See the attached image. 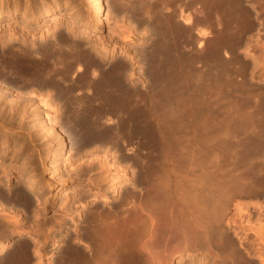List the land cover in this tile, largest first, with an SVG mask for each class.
<instances>
[{
	"label": "bare ground",
	"instance_id": "6f19581e",
	"mask_svg": "<svg viewBox=\"0 0 264 264\" xmlns=\"http://www.w3.org/2000/svg\"><path fill=\"white\" fill-rule=\"evenodd\" d=\"M119 1H112V3H116V5L121 8L119 5H123V2L118 4L117 2ZM166 1L162 2L166 3ZM170 1L172 2L174 0ZM187 1L191 2L190 0H185V2ZM193 1L196 3V8L191 5L194 9L187 11V13H183V11H185L183 10L184 7L181 3L179 4L177 0L175 3H172L179 5L176 6L178 8L171 9H178V13L171 10V13H166L169 11H165L164 13L163 10L160 12L161 16L156 17L154 15L156 18L151 17V14H156L158 10L156 12V9L154 8V10L152 8V10L151 7L153 5L155 6L156 3L159 4L158 0L138 1V6H134L128 2V4L130 3L132 5V10L138 7L139 13L141 12L142 14L141 18L143 21L141 22L146 24V28L147 24L150 23V29L153 28L151 29L152 31L155 29V37L151 40L153 42L151 45L148 43V46L150 47L148 48L147 46H143L144 50L142 49V51L144 54L142 56L143 60H141V62L143 61V66L142 69L139 68L142 71L138 73L140 79H136V81L138 80L137 82H133L135 80L129 82V77L127 78V75H135L133 74V62H137L135 59L136 55L135 57H132V55L131 57H128V55H126L124 60H121L122 58L120 59L121 61L117 59V62L115 61L110 64L108 69L103 70L105 67H102V62L104 60L102 61L103 56L101 57V54L91 57V53L90 56L88 55L89 51L87 52L88 54L85 51L77 53V51L83 50H80L81 48L78 47L80 48L79 50L73 51L77 54L75 53L74 56L73 53V57H71L73 48L72 45L75 41L72 38L69 39V36L66 34L65 37L62 36L60 39L54 37L55 34H51L50 37H52L50 39L44 37L45 35H43L44 39L40 42V45H38L37 48H35V46L29 47L25 45L22 49L18 47L20 44L17 45V40L15 42L16 44H13L14 34L13 36L8 35L6 38H2V36H0V84L8 89L16 87V89L19 88V90L20 88L26 90L29 87H39L41 91V88H46L48 93L53 95L57 102L53 103V105H48V103L46 104L44 102L43 105H46L48 108H52V110L54 109L55 111L57 109L56 105L60 106L61 103L59 102L60 99H62L61 102L63 101V105L68 107L64 108L69 109V114L66 116L67 114H64V109V112L60 111V113L63 112L62 114L66 116L64 119H67L65 121H67L69 127L72 122L73 125L77 127V129L74 127L76 133L77 130H79V134L77 133L78 136L72 139V142L74 140L73 143L76 148L86 145L88 147L91 144H94V147L95 144H97L96 147L99 148H103V145L106 147L108 144L111 145V148L112 145L113 147L116 146L119 148L120 145L126 143L127 141L130 142L135 138H139L141 142L140 144L142 145V149L139 147V150L136 152H133L131 147L128 149L126 148L125 150L128 154V156L126 154V158H128L129 163L130 161L132 162V164H128L130 167L132 166V169L130 168L132 171L130 176L127 174L126 168L120 167V165H117V167L114 166L116 170L114 172L115 175L111 174L112 176H109L108 169L110 166H108V163L106 162L107 160L105 161L102 158L103 161L100 162V159H97L100 164H97L96 161L94 166H96V169L97 167H100L99 169L103 172V174H97L99 175L97 179L105 183L106 186L101 190H99L100 186L96 187L97 190H95V192H101V203L105 206L99 209L91 208L87 211L83 209L85 211L84 214L81 213L82 211L80 213L75 211L78 213L79 219L81 220L80 223L83 226L82 232L84 234L83 236L86 237V240L85 238L82 239L85 241H82L79 236H75V233L78 231H74V235L71 237L69 234L63 233L59 229L57 233L56 231L54 232L56 234H54L53 237L50 236L51 242L49 244L55 246V252L52 255L53 257H50L53 264L54 261L56 264H167V261L170 260L168 257L172 254L175 255V252H173L175 248H178V250H181L180 252H182L189 247L191 249L196 248L188 253L189 259H195L197 256L196 252H200V258L198 259L199 263L197 264H264V221H260V212H258L255 215L256 217L253 219L252 210L250 211L248 209L250 206L247 207L245 203L236 202L234 212L229 211L231 214L226 216L228 210H230L228 208L231 207V205L229 207L231 199L235 197V195H240L242 193L254 194L260 190H264V134H261L263 133L262 130V132L259 131V133L253 131L254 128L256 131L257 129L259 130L258 126H261V128L263 127L262 121L264 120V101H259L257 98L260 99L262 97H257L254 101L255 103L252 104L253 101L251 102L252 98L250 99V97H252L251 95L254 92L252 91L253 86L251 88V85H249V81L252 80L254 76V65L259 66V64L256 63L258 58L260 59V64L262 66L260 67V70L264 67V42L263 40L262 42L260 41L261 43L257 41L259 40V35L261 34V31L259 32V28L262 24H264V22H262L264 21L262 19L263 17L261 18L260 16L264 14V0ZM0 2L3 1L1 0ZM171 2L169 3L171 4ZM176 2L178 4H176ZM201 2L203 3L202 6L206 9L205 13H203V8V10L199 8L201 11L196 10L201 6ZM103 3L104 2L102 0L90 1L89 6H91L90 8L92 11L91 26L84 25L80 23L78 19L68 16L71 26L76 27L82 36L100 31L105 25V20L108 21L109 19L107 14H104L105 17H101V7L103 6ZM162 4H160L161 7L163 6ZM125 6L127 7L125 8L127 10L129 8L127 3ZM113 8H117V6L115 7L114 4ZM150 9L152 12L155 11V13L150 14ZM160 9L162 10V8H159V11ZM166 9L168 10V8ZM121 10L124 11L122 8ZM48 12L50 13L51 11H46L47 14ZM13 13L9 10L6 12L0 11V20L6 17H14ZM134 13L135 11H133L132 14ZM193 13H197L198 18L196 16V18L193 17ZM135 15L137 14L135 13ZM24 19L27 20L28 18L24 17ZM57 19L54 21L55 26H57ZM136 19L139 18H135V20ZM25 20H22V22ZM22 25H24V23H22ZM26 26H28L27 23ZM67 26L65 27L66 29ZM213 26L216 29V31L214 29L215 32L210 30V27ZM130 28L127 32L122 30V32L125 33H123L124 39L130 38ZM62 30L63 27L61 31ZM144 32L147 31H143L142 33ZM35 33L36 32H33V34ZM44 34L48 33L44 32ZM193 34L199 37L210 38L211 41L209 42L211 43H208L209 46L206 48V45L204 46L202 41L198 42L196 37L193 39ZM25 36L26 35H24V38ZM81 39H83V37ZM194 40L197 41L196 44L198 45L196 47L198 48V51L193 52L191 49L192 52H190L191 45L187 48L186 45L188 43L190 44L191 41L194 42ZM79 41L82 40L79 39ZM63 43L66 45H63ZM25 44L28 45V43ZM76 44H74V46ZM94 44L92 47H94ZM77 45L79 46V44ZM100 45L101 43L99 46ZM16 46L18 51L20 50L22 58H20V54L16 55L19 52L16 53L13 51L16 49L14 48ZM252 46L259 49L257 50L256 48L259 54L253 51L254 53H257V58L252 56L249 58L253 59H249L247 58V54L249 53L251 55L252 51L249 52V50H252ZM104 47L106 48V46ZM34 49H37L40 52L39 55L41 59L39 61H36L33 58L34 56L30 57L36 62H33L32 59L31 62H29L28 59H23L27 58L28 55H32V53H34ZM186 51H188L187 54L185 53ZM95 52L97 53L96 50ZM137 52L141 53V50H138ZM239 53H244L243 55L247 57L244 56L240 59ZM37 57L39 59V56ZM59 59L64 60H62L63 62L61 61L62 63H59L60 66L57 64L60 61ZM55 61H58L56 63L58 68L54 70V68L51 69L50 67L55 65ZM201 63H203L202 66L207 65V69H203L204 71L207 70V72L198 70L202 67L201 66L199 68ZM237 63L240 65L239 67L236 66ZM188 66L193 67V69L191 68L192 72L188 71L190 70ZM61 67L64 68L62 69L63 72L66 71V74L67 72L75 69L78 74L75 72L77 75H74V73L70 72L72 76L69 73L68 76L70 75V77L74 78L77 76V78L85 84L83 85V83H81L82 86H86L85 89L87 91L85 90V92L92 93V96L80 99L83 96L81 94L82 96L80 95V98H74L73 95L79 94L81 91L79 90L76 94H74V91L72 92V88L73 90H76L74 89L75 86H70V88L72 87L71 89L68 87L69 85L67 86V83L72 80L70 81L66 79V81H68L65 83L60 72H58ZM100 69L103 72L100 71ZM239 69H241L239 71L241 72V82L239 81L240 79L238 80L240 83L235 82V79H233L235 78L233 75L235 76L237 70ZM56 70L60 74L57 76L61 77H57L55 75L57 73H54ZM203 73H205V75L206 73L210 74V76L214 75L213 77H215V79L211 77L212 79L210 78V80H215V82H211L208 79L209 83L203 84L207 80L205 79L204 81ZM260 73L262 75L263 72L260 71ZM65 76L68 77L67 75ZM59 78L63 80L64 84L60 85L59 81L61 82V79ZM80 85L77 86L79 87ZM215 86H217V89H215ZM0 89L2 90L0 91V107L4 108L6 106L5 95L7 89ZM182 91L184 92V96L185 93H187L185 99L182 98L183 102L185 101L189 104H185L186 106L182 107L184 104L181 102V97H179L178 99L180 101H178V103L181 102V105L179 104L180 107L177 109V104L173 102L175 101L174 94ZM215 91H217V93ZM256 94L257 93L254 95ZM77 96L78 95H76V97ZM26 98L24 97V104L22 107L20 106V101H23V99L20 98V96L17 99L15 98V100L13 97V100L10 101V104L7 103L8 105L6 107H9L12 104L11 106L14 107L12 110H16L18 107H20L21 110H25V106L27 107V104L30 102V98L32 97L30 96L27 99ZM40 100L42 103V99ZM256 100H258L259 103L256 104ZM173 103L176 106H172ZM9 109H11V107ZM56 112L58 114V110ZM50 115L47 114L44 116V118H46V128H44L41 123H37V127L40 130V134L42 133L46 138L47 136H50L51 140L53 139L56 144V148H54L56 150L53 156L58 158L59 161L57 159L54 165L60 167V165L64 163V166H68V156L65 154V150H63V145L66 142V139L64 138L66 132L62 130V125L60 126L59 124V116L56 117L57 115L55 116V114L54 116ZM64 115H62V117ZM151 116H154V120ZM163 116L166 119V121L163 122L164 124L159 119L160 117L162 119ZM212 116L217 117V121L219 122H216V124H219L211 125L208 123L207 119ZM62 117L60 116V118ZM155 119L160 120V122H157L158 124L154 123ZM176 121L180 123L178 126L175 124ZM197 131H202L203 136L201 135L202 133L198 134ZM67 132L70 131L68 130ZM240 134L246 135L245 137L248 136L246 139L247 141L238 142L239 140L237 137V140L232 138ZM3 135L5 138L3 142H1L4 145H7V137L9 134L3 133ZM74 135L76 134L74 133ZM216 136L228 137V139L222 141L221 144V147H224L227 150H225L226 153L228 154H223L221 152L222 149L221 151L215 149V147L219 146H214V148H212L213 145L211 144H207L211 147H203L204 150H202L203 148L200 147L203 145L202 141ZM229 138H232V140ZM243 140L244 139H242V141ZM2 146L3 145H1V149ZM80 150H82V148ZM90 150H92V148ZM45 151L44 154H47V146L45 147ZM3 152H5V150H3ZM119 161L117 159V164ZM50 162L52 161L50 160ZM23 165H25V161L23 162ZM90 165L92 164L90 163ZM90 165L88 164L87 166L89 167ZM3 166L0 167L1 174L4 173L5 175H8V166L6 168ZM58 167L54 168V170H57ZM93 167L90 166V169ZM59 169H61V167ZM49 176H51V174ZM7 180L9 179L7 178ZM58 180L59 179L56 181ZM88 181H90V179ZM17 182V186L13 183L15 185V188H13L14 190L9 189L10 187L7 186L8 184H6V187H0V200H5L0 202L4 203L7 201L10 204L15 203V206L16 204H20V207L23 206L22 211H24L23 208L26 207L28 210V212L25 211L26 214L35 218L39 215V213L35 209L34 203H36V199H38L39 196L38 194L41 192L37 189V191L35 190V183L30 175L23 179L19 178ZM90 182L92 183L93 181L91 180ZM45 183L49 185L51 182L46 181ZM97 183L98 182L95 180V186ZM137 183L140 185L138 186ZM136 188L139 192H141L140 194L143 195L142 199L139 201L137 198V201L135 198L134 201L133 196L135 197V195H130V190ZM121 190H123L121 197L119 199L116 197L117 200L112 204L109 201L110 195L117 194V192ZM136 192L135 194L138 193ZM50 199L51 197L38 201L42 210L45 205L43 202L48 203ZM62 201L65 200H59V202ZM1 204L0 264H33L34 262H29V258L35 254L40 255L42 250H44V243L46 244L45 237L47 238L48 235L46 236L43 230L44 234L41 237L44 238L40 240V236L37 237L42 244H34L33 241H35L34 239L36 237H33L32 235L21 236L14 239L12 242L9 241L10 243H7L6 236L8 235H6V233L12 230L19 231L22 221L25 220L21 221L19 218V214H21L19 206H17L20 210L19 212H15L16 208L13 210L10 208L9 210H11V214L7 208L8 212L7 210H3L2 207L4 206ZM9 207L10 206H8V208ZM41 212L40 214H42ZM63 214H66V212L64 213V210ZM62 215H60L61 219ZM53 216L54 215L52 214V217ZM43 217L44 216L42 215V218ZM52 217L51 222L56 219H52ZM58 218L59 217H57V219ZM44 219L47 218L44 217ZM9 221H12V224H8ZM30 221L31 220H29V222ZM29 222L27 223L29 224ZM7 224L11 227H8ZM28 226H30V224ZM28 226L26 225V227ZM23 227H20V229ZM35 227H33L35 229V234L41 233L39 230H41L42 227ZM34 229H32L31 234H34L32 233ZM241 231L246 233L249 231V233L251 232L254 234L253 236L256 237H253L255 239L252 240H257V244L255 241L253 242L251 240L241 242L238 239L239 232ZM69 232L71 233V231ZM243 237L245 236H242V238ZM243 242L246 243L243 244ZM252 242L255 244L252 245ZM258 242H260L261 245H259ZM80 245H83V247H80ZM175 251L177 252V249ZM37 260H39V258ZM178 260L181 261V259ZM168 263L170 262L168 261Z\"/></svg>",
	"mask_w": 264,
	"mask_h": 264
},
{
	"label": "rangeland",
	"instance_id": "374dc122",
	"mask_svg": "<svg viewBox=\"0 0 264 264\" xmlns=\"http://www.w3.org/2000/svg\"><path fill=\"white\" fill-rule=\"evenodd\" d=\"M1 1V0H0ZM3 2H0V11H7V10H9V11H11V13H13L14 14V17H11V18H4V19H2V20H0V32H1V30H2V32L0 33V36H2V38H6V37H8V35H12L13 36V34H14V43H13V41H12V43L13 44H16L17 43V45H19L20 44V46H18V47H20L21 49L23 48V46H35V48H37L38 47V45H40V42H42L43 41V39H44V37H47L48 39H50L51 37H50V35L51 34H55L54 35V37H56V38H58V39H60L62 36L63 37H65V34L67 35V36H69V39H73L74 41H75V43L74 44H79V46L77 45V47L75 48V46H74V44L72 45V53H71V57H73L72 55H73V53H74V56H75V53L76 52H73V51H77V50H79L80 48V50H82V51H77V53L78 52H83V51H85L89 56H90V53L92 54L91 55V57H95V55H100L101 57L103 56V59H102V67L104 68H102L103 70H106V69H108L109 67H110V64H112V63H114L115 61L117 62L118 60H120L121 58V60H124V58H125V56L126 55H128V57H131V55H132V57H135V55H136V57H135V59L137 60V62H133V64H134V69H133V74H135V75H131V76H129V75H127V78L130 80L129 82H132L133 80H135V81H133V82H137L139 79H140V76H139V72L140 71H142V70H140V69H142V66H143V61L141 62V60H143V58H142V56H143V51H142V49L144 50V48H143V46H147L148 48L150 47V46H148V43H149V45H151L152 44V42L153 41H151V40H153L154 38L153 37H155V29L152 31L151 29H153V28H151L150 29V27H151V25H150V23H148L147 24V28H146V24L143 22H141V21H143L142 20V14H141V12L139 13V10H138V7L136 8V9H134V10H132L131 9V4H133L134 6L135 5H139V2H141L142 0H102L104 3H103V6L101 7L102 8V12H101V17H105V15L104 14H107L108 15V21L107 20H105L106 22H105V25H104V27L100 30V31H98V32H93V33H91V34H87V35H84V36H82V34L79 32V30L76 28V27H72L71 26V24H70V21L68 20L69 19V17H73V18H76V19H78L79 20V22L80 23H82V24H84V25H92V18H91V13H92V11H91V6H89V3H90V1L91 0H2ZM21 1V2H20ZM112 1H119V2H117L118 4H120V2H123V5L122 4H120L119 6L122 8V9H124V11H122L121 10V8H119L118 7V5H116V3H114L115 4V7L117 6V8H113L114 7V4L112 3ZM125 1H126V3H127V6L129 7L127 10L125 9V8H127L126 6H125ZM139 1V2H138ZM146 1H149V0H146ZM153 1V0H152ZM162 1H166V0H158V2H159V4H157L156 3V5L153 7H151V9L153 8H155L156 9V12H157V10H158V12L156 13V14H151V13H155V11L154 12H152L151 11V9H150V14H151V17H154V15L157 17V16H161V11H163L164 13H165V11H169V12H166V13H171L170 12V10L171 11H176L177 13H178V9L177 10H175V9H171V8H178V7H176V6H179V5H175L174 3H175V1H177V0H174V1H172V2H174V3H172L170 0H167V1H169V2H171V4L169 3V2H167L166 1V3H164V2H162ZM191 2H189V1H187V2H185V0H178V3L180 4H182L183 5V10H185V11H183V13L185 12V13H187V11H189V10H192V9H194L193 7H195L196 8V3L193 1V0H190ZM109 2H111V3H109ZM128 2H130L129 4H128ZM136 2V3H135ZM163 4H162V3ZM194 4H193V3ZM41 3V4H40ZM44 3V4H43ZM67 3V4H66ZM135 3V4H134ZM138 3V4H137ZM177 2H176V4H178ZM185 3H186V5H187V7H186V5H185ZM189 3H191V4H189ZM15 4V5H14ZM160 4H162L163 6L161 7V5ZM166 4H168V5H166ZM189 4V5H188ZM191 5L193 6V7H191ZM200 7H198L196 10L197 11H201V10H203L204 9V12L203 13H205V11H206V9H205V7L204 6H202L203 5V3L201 2L200 3ZM28 6V7H27ZM31 6V7H30ZM159 6V7H158ZM181 6V5H180ZM188 6H190V7H188ZM36 8V9H35ZM72 8V9H71ZM159 8H162V10L160 9V11H159ZM166 8H168V10L166 9ZM201 10H200V9ZM203 8V9H202ZM49 9H51V10H49ZM120 9V10H119ZM152 9V10H153ZM154 9V10H155ZM15 10V11H14ZM24 10H25V12H24ZM29 10V11H28ZM54 10V11H53ZM36 11V12H35ZM46 11H51L50 13L48 12V14L46 13ZM127 11V12H126ZM128 11H129V13H130V16H129V13H128ZM133 11H135V13L137 14V15H139V16H137V15H135V13L134 14H132L133 13ZM137 11V12H136ZM24 12V13H23ZM126 12V13H125ZM163 12H162V14H163ZM175 12V13H176ZM77 13V14H76ZM139 13V14H138ZM160 13V14H159ZM173 13V12H172ZM24 14V15H23ZM43 14V15H42ZM61 14V15H60ZM196 14V15H195ZM16 15V16H15ZM29 15V16H28ZM31 15V16H30ZM136 16V17H133V16ZM166 15V14H165ZM192 15H194L193 17H197L198 18V15H197V13H193ZM34 16V17H33ZM65 16V17H64ZM69 16V17H68ZM261 16V18L264 20V14H262V15H260ZM24 17H27L28 19L27 20H25L24 19ZM58 19H57V18ZM133 17V18H132ZM156 17H154V18H156ZM195 17V18H196ZM31 18V19H30ZM135 18H139V19H136L135 20ZM57 19V22H56V24H57V26H55V23H54V21ZM104 19V18H103ZM141 19V20H140ZM153 19V18H152ZM22 20H25V21H23L22 22ZM193 20H194V18H193ZM30 22V23H29ZM68 22V23H67ZM180 22V21H179ZM262 22H264V21H262ZM22 23H24V25H22ZM26 23H27V25L28 26H30V27H28V26H26ZM142 23V24H141ZM181 23V22H180ZM2 24V25H1ZM36 24V25H35ZM70 24V25H69ZM144 24H145V26H144ZM9 25V26H8ZM22 25V26H21ZM68 25V26H67ZM131 26V28H130V26ZM140 25H142V26H140ZM149 25H150V27H149ZM67 26V29L65 28ZM71 26V27H70ZM10 27V28H9ZM23 27V28H22ZM28 29H27V28ZM55 27V28H54ZM57 27H58V29L61 31V29H62V27H63V30L61 31V32H63V33H61L58 29H57ZM143 27V28H142ZM214 27V26H213ZM213 27H210V30H212L213 32H215L216 31V29H215V27L213 28ZM69 28V29H68ZM127 28V29H126ZM130 28V30H131V36H130V38H128V39H124V37H123V33L124 32H127L128 31V29ZM22 29V30H21ZM40 29V30H39ZM56 29V30H55ZM65 29V30H64ZM77 29V30H76ZM143 29V30H142ZM214 29H215V31H214ZM9 30V31H8ZM23 31V32H21V31ZM33 30V31H32ZM50 30V31H49ZM51 30H53V31H51ZM55 30V31H54ZM67 30V31H66ZM72 30V31H71ZM122 30L124 31V32H122ZM259 30H264V24H262V27H260L259 28ZM4 31V32H3ZM8 31V32H7ZM11 31V32H10ZM15 31V32H14ZM21 32V34H20V32ZM133 31V32H132ZM143 31H147V32H144V33H142ZM25 32V33H24ZM33 32H36L35 34H33ZM41 32H42V34H41ZM44 32L45 33H48V34H44ZM54 32V33H53ZM56 32H57V34H56ZM58 32H60V33H58ZM66 32V33H65ZM67 32H69V33H67ZM72 32H73V35H72ZM149 32V33H148ZM154 32V33H153ZM7 35H6V34ZM37 33H39V34H37ZM74 33H75V35H74ZM37 34V35H36ZM58 34H60V35H58ZM78 34H80V35H78ZM125 34V33H124ZM17 35V36H16ZM24 35H26L25 36V38H24ZM32 35V36H31ZM34 35V36H33ZM36 35V36H35ZM43 35H45L44 37H43ZM71 35V36H70ZM76 35H77V38H76ZM194 35V34H193ZM16 36V37H15ZM19 36H20V38H22V39H20L19 38ZM43 38H42V37ZM83 37V39H81L82 37ZM260 38H259V40H257V41H259V43H261L262 42V40H263V42H264V32L263 33H261L260 35ZM38 37V38H37ZM41 37V38H40ZM79 37H81V38H79ZM85 37V38H84ZM89 37V38H88ZM194 38L193 39H195V37H196V40L199 42V41H202L204 44V46L207 48V46H209V44L208 43H211V42H209V41H211V39L210 38H204V37H199V36H197V35H194L193 36ZM31 41H30V40ZM33 39V40H32ZM79 39L80 40H82V41H79ZM88 39V40H87ZM200 39H202V40H200ZM16 40H17V42H16ZM22 42H21V41ZM41 40V41H40ZM87 40V41H86ZM196 40H194V42L196 41ZM79 41V42H78ZM147 41V42H146ZM197 41L194 43V42H190V44L188 43L187 45H186V48L187 47H189L190 45V52H196V51H198V48L196 47L198 44H196L197 43ZM261 41V42H260ZM16 42V43H15ZM22 43V45H21V43ZM24 42V43H23ZM32 42V43H31ZM38 44H37V43ZM86 42V43H85ZM87 42H92V43H87ZM98 42V43H97ZM25 43H28V45L27 44H25ZM30 43H31V45H30ZM33 43H34V45H33ZM69 43H70V41H69ZM81 43V44H80ZM95 43V44H94ZM101 43V45L99 46V44ZM105 43V44H104ZM142 43H143V45H142ZM145 43H146V45H145ZM13 44H11V45H13ZM84 44V45H83ZM86 44V45H85ZM90 44V45H89ZM92 44V45H91ZM93 44H94V47H92L93 46ZM98 44V45H97ZM196 44V45H195ZM63 45H66L65 43H63ZM81 45H82V47H81ZM95 45H96V47H95ZM142 45V46H141ZM15 46V45H14ZM83 46H84V48H83ZM86 46V47H85ZM104 46H106V48L104 47ZM138 46H139V48H138ZM13 47V46H12ZM78 47H80V48H78ZM91 47H92V49H91ZM99 47V48H98ZM102 47V48H101ZM14 48H16V49H14L13 51L14 52H19V53H17L16 55H19L20 54V50L18 51V48H17V46L16 47H14ZM19 48V49H20ZM90 48V49H89ZM100 48H101V53H100ZM138 48V49H137ZM252 48V50L250 49L249 50V52H251V55L248 53L247 54V56H245V55H243L244 53H239V58L241 59V57H247V58H249V57H252V56H255L256 58H257V53H258V51L257 50H259L257 47V50H256V48L255 47H251ZM255 50H254V49ZM97 51V53L95 52V50ZM107 49V50H106ZM128 49V50H127ZM191 49H192V51H191ZM16 50V51H15ZM104 50V51H103ZM135 50V51H134ZM140 51L141 50V53H142V55H141V53L140 52H137V51ZM38 50L37 49H34V53H32V55H28L29 56V58H28V56H27V58H23V59H28V61L29 62H31V59L33 60V58L36 60V61H39L41 58H40V52L38 53L37 52ZM127 51V52H126ZM253 51H255V52H257V53H254ZM105 52V53H104ZM120 52V53H119ZM136 54H135V53ZM189 52V53H190ZM260 52V51H259ZM76 53V54H77ZM94 53V54H93ZM96 53V54H95ZM108 53V54H107ZM128 53V54H127ZM186 54L188 53V51H186L185 52ZM253 53V54H252ZM103 54V55H102ZM130 54V55H129ZM139 54H140V56H139ZM259 54V53H258ZM21 55V54H20ZM39 56V59H38V57L37 56ZM94 55V56H93ZM105 55V56H104ZM250 55V56H249ZM33 57V58H31V57ZM36 56V57H35ZM138 57V58H137ZM20 58H22V55H21V57ZM38 60H37V59ZM106 60H105V59ZM71 59V58H70ZM111 59V60H110ZM118 59V60H117ZM249 59H253V58H249ZM60 60V59H59ZM63 60V59H62ZM62 60H60L59 62L58 61H55L54 63H55V65H53L52 67H50L51 69H53L54 68V70L55 69H57L58 68V66H60L59 65V63H62L63 61ZM113 60V61H112ZM120 60V61H121ZM259 60V61H258ZM36 61H34L33 60V62H36ZM62 61V62H61ZM72 61V60H71ZM110 61V62H109ZM58 62V63H57ZM85 62V61H84ZM249 63H251L250 61H248ZM56 63L58 64V66L56 65ZM109 63V64H108ZM140 63H142V64H140ZM256 63H258L259 64V66L257 65H254L255 66V69L253 70L254 71V73H253V78H252V80H250L249 81V85H251L250 87L252 88V86H253V88H252V91L254 92H252L253 94L251 95L252 97H250V99H251V102H252V104H254L255 102V99L257 98V97H262V98H257L259 101H261V100H263L264 101V71H263V69H264V67L260 70V67H262L261 66V64H260V59L258 58L257 59V62ZM74 64V63H73ZM106 64H108V65H106ZM204 64H207V63H204ZM238 64V63H237ZM236 64V66H240L239 64L237 65ZM252 64V63H251ZM104 65H106V66H104ZM203 65V63H201L200 64V66H199V68L201 67ZM55 66V67H54ZM57 66V67H56ZM207 65H205V66H202L200 69H198V67H197V69L198 70H201L202 72H207V70H203V69H207V67H206ZM263 66H264V64H263ZM203 67H206V68H203ZM259 67V68H258ZM63 67H61L60 69H62ZM73 68H74V65H73ZM140 68V69H139ZM188 68L190 69V70H188ZM188 68H187V70L189 71V72H192V69H193V67L192 66H188ZM192 68V69H191ZM58 70V72H60V74H61V76H62V79H64V81H65V83H67V81L68 80H72L71 82H72V84H71V82H68L67 83V86L70 88V86H72V87H74V89H76V90H73V88H72V92L74 91V94H76V92L78 93V91L80 90L81 91V93L79 92V94H76V95H78L77 97H76V95H73V97L74 98H80L82 95V97L80 98V99H83V97H84V99L86 98V97H91L92 95V93H87V92H85V88H86V86H82V84L81 83H83V82H81V80L79 79V78H77V76H75V78H77V79H75L74 77H70V75L72 76V74L71 73H74V75H77L78 73L75 71V69H73V71L71 70V71H69V72H67V74H66V71L65 72H63V69L62 70ZM138 72H137V71ZM241 69H239V70H237V72H236V74H235V76L233 75V77H235V78H233V79H235L234 81L235 82H238V80L241 82V72H239ZM100 71H102L101 69H100ZM125 71V70H124ZM123 71V72H124ZM260 71H262L263 73H262V75H261V73H260ZM57 72V70L54 72V73H56ZM56 73L55 75L57 76L59 73ZM71 72V73H70ZM75 72L77 73V74H75ZM103 72V71H102ZM125 72H127V71H125ZM62 73H63V75H62ZM65 73V74H64ZM68 73L70 74L69 76H68ZM137 73V74H136ZM260 75H259V74ZM59 74V75H60ZM203 74H204V76H203ZM202 74V76H203V78H204V81H205V79H207L206 80V82L205 83H203V84H208L209 83V80H210V78L212 77V78H214L215 79V77H213L214 75H211L210 76V74H207L206 73V75H205V73H203ZM258 74V75H257ZM54 75V76H55ZM65 75H67L68 77H66ZM138 75V76H137ZM55 76V77H56ZM61 76H57V77H61ZM65 76V77H64ZM133 76V77H132ZM208 76H210V77H208ZM64 77V78H63ZM138 77V78H137ZM240 77V78H239ZM203 78H202V81H203ZM211 78V79H212ZM263 78V79H262ZM59 79H61V78H59ZM61 79V82L59 81V83H60V85L61 84H64V82H63V80ZM66 79H68L67 81H66ZM76 81H75V80ZM136 79H138L137 81H136ZM209 79V80H208ZM74 81V82H73ZM211 82L213 81V80H210ZM63 82V83H62ZM77 83V85H80L79 87L76 85V83ZM210 82V83H211ZM213 82H215V80L213 81ZM240 82H238V83H240ZM73 83H75V84H73ZM80 83V84H79ZM216 83H217V81H216ZM215 83V84H216ZM83 85H85L84 83H83ZM217 85V84H216ZM76 86H77V88H76ZM82 88V90H81V88ZM0 88H2V89H7L6 90V95H5V103H6V106L8 105V104H10V101L11 100H13V97H14V100H15V98L17 99L19 96H20V98H22L23 99V101H20V106L22 107L23 106V104H24V97L26 98V96H27V98L28 97H32V98H30V102H28V104H27V107L25 106V110H21V108L20 107H18L16 110H12V109H14V107H12L11 105L9 106V107H4V108H1L0 107V111H1V113H0V167H2L3 165V167H7V170H8V175H5L4 173H2L1 174V172H0V187L2 186V188L3 187H6V184H8L7 186H9L10 188L9 189H12V190H14L13 188H15V185L17 184L18 185V180H19V178L20 179H23V178H26L27 176H31L32 178H33V180H34V183H35V190L37 189L39 192H41L40 194H38L39 196H38V199H36V203H34V205H35V209L37 210V212L39 213V215L38 216H36L35 218H32L31 216H28L27 214H26V212H28V210L26 209V207H24L23 208V210L24 211H22V207L23 206H21L20 207V204H16V206H15V203H9V202H4V203H2L3 201H5V200H3V199H1L0 201H2V202H0V204L2 205V206H4V207H2L3 208V210H9L10 208H11V210H13V209H15L14 211L15 212H19L20 210V213L21 214H19V218H20V220L22 221V220H25V221H22V223H21V226L20 227H23V228H21L20 229V227H19V231H14V230H12V231H10V232H8V233H6V235H8V236H6L7 237V243L10 241V242H12V241H14V239H16V238H18V237H21V236H29V235H32L33 237H36L34 240L35 241H33V243L34 244H39L40 243V238L39 239H37V237H41V235H38L39 233H37V234H35V229H36V227L35 226H38V222L41 220V218H42V215L43 216H45L47 213H50V212H52V211H54V213H53V215H54V218L53 219H55V220H53V222L55 221V226L57 225V227L56 228H59V227H61V226H63V227H61L60 229H62L61 231H66V232H69V231H71V233H69V236H73L74 235V231H78L77 233H75V236L77 235V236H79L80 237V239L82 240V241H85L86 240V237L85 236H83L84 234H83V232H82V229H83V226H82V224L80 223L81 222V220L79 219V216H78V213H80L81 211V213L82 214H84L85 213V211H87V210H89V209H94V208H101V207H104L105 205H102V203H101V192L99 193H97V191L95 192V190H97V188L96 187H99V190H101L102 188H104L106 185H105V183H103L102 181H99V179H97V177L99 176V175H97V174H103V172H102V170L101 169H99L98 167H97V169H96V166H94V164H95V162L98 164L99 163V160H97V159H100V162L101 161H103V159L108 163V166H110V168L108 169V175L109 176H112V175H115V167H117V165H120V167H124V168H126V170H127V174L130 176L131 175V173H132V171H131V167L129 166V165H127V162H129V160H128V158H126V152H125V150H126V148L128 149V148H132V151L133 152H136V151H138L139 150V147H141V149H142V145L140 144L141 142H140V140H139V138H135V139H133L132 141H127L126 143H124V144H122V145H118L119 146V148L118 147H113V145H112V148H111V145H106V147H104L105 145H103V148H104V150H103V148H99V147H96V145L97 144H95V147H94V144H91V145H89L88 147H87V145L86 146H81V147H79V148H76V146H75V144L73 143L74 142V140H73V142H72V139H74V138H76L77 136H78V131L79 130H77V133H76V130L75 129H77V127L75 126V125H73V123L71 122V124H70V127H69V124H67V121H65V120H67V119H64V117L66 118V116H68V114H69V109H65V108H68V107H65L63 104V101L61 102V100L62 99H60V102L59 103H61L60 104V106L59 105H56L57 106V109H56V111L58 110V114H57V112L53 109L52 110V108H48V106H46V105H43L44 104V102L47 104L48 103V105H53V103H55V102H57L56 101V99H54V97H53V95H51V94H49L48 93V91L46 90V88H41V91H40V89H39V87H32V88H28V89H26V90H24L23 88H20V90H19V88H17L16 89V87H12V88H10V89H8V88H5V86H3L2 84H0ZM34 88V89H33ZM36 88V89H35ZM70 88V89H71ZM44 89V90H43ZM84 89V90H83ZM192 89V88H191ZM190 89V90H191ZM215 89H217V86H215ZM18 90V91H17ZM24 90V91H23ZM36 90V91H35ZM177 90V89H176ZM0 91H2L1 89H0ZM33 91V92H32ZM87 91V90H86ZM178 91V90H177ZM25 92V93H24ZM216 93H217V91H215ZM9 93V94H8ZM24 93V94H23ZM183 91L182 92H176L174 95L176 96H174V100L175 101H173L175 104H177V109H178V107H180L179 106V104L181 105V102L184 104V106L182 105V107H185L186 105H188L185 101L183 102V99L182 98H184L185 99V96H186V94L187 93H185V96L183 95ZM192 93H193V91H192ZM255 93H257L256 95H254ZM26 94V95H25ZM31 94V95H30ZM49 95V97H48V95ZM82 94V95H81ZM86 94H87V96H86ZM88 94H89V96H88ZM182 94V95H181ZM17 95H18V97H17ZM22 95H23V97H22ZM39 95V96H38ZM81 95V96H80ZM181 95V96H180ZM258 95V96H257ZM261 95V96H260ZM52 96V97H51ZM182 96H184V97H182ZM256 96V97H255ZM34 97H35V99H34ZM42 97V98H41ZM72 97V98H73ZM179 97H181L180 99L182 100L181 102H179L178 103V101H180L178 98ZM8 98H10V99H8ZM26 98V99H27ZM37 98V99H36ZM93 98V97H92ZM254 98V99H253ZM6 99H7V101H6ZM33 101H32V100ZM40 99H42V103H41V100ZM51 99V100H50ZM44 100V101H43ZM53 100H54V102H53ZM258 100H256V104L257 103H259L258 102ZM32 101V102H31ZM40 102V103H39ZM262 102V101H261ZM8 103V104H7ZM16 103V102H15ZM30 103V104H29ZM49 103H51V104H49ZM172 104V106H176L175 104ZM186 104V105H185ZM63 105V106H62ZM263 105H264V102H263ZM190 106H191V104H190ZM11 107V109H9ZM40 107V108H39ZM60 107V108H59ZM65 107V108H64ZM187 107H189V106H187ZM31 108V109H30ZM34 108V109H33ZM2 109H3V111H2ZM19 109V110H18ZM27 109V110H26ZM63 109L65 110V112L63 111ZM11 110V111H10ZM30 110V111H29ZM23 111V112H22ZM53 111V112H52ZM60 111H63L64 112V114H67L66 116L64 115V114H62L63 112H61L60 113ZM161 111V110H160ZM12 112V113H11ZM16 113V114H15ZM20 113V114H19ZM23 113V114H22ZM29 113V114H28ZM155 113V112H154ZM9 114V115H8ZM39 114V115H38ZM42 116H41V115ZM50 115V116H54V114H55V116L56 117H58V121H59V124H60V126L62 125V130L63 131H65L64 133H65V136H64V138L66 139V142L64 143V145H63V150H65V154L68 156V160H69V164H68V166H64L65 164L63 163L62 165H60V167H61V169H59L60 167H58L57 165H54V163H56V161H57V159L58 158H56L55 156H53L54 155V152H55V150L56 149H54V148H56V144H55V142H54V140L52 139L51 140V137L50 136H47V138L41 133L40 134V130H39V128L37 127V123L38 124H40L41 123V125H43V127L44 128H46L47 126L45 125L46 123V118H44V116H46V115ZM61 114V115H60ZM35 115H37V116H35ZM62 115H64L63 117H62ZM153 115V114H152ZM164 115V114H163ZM33 116V117H32ZM60 116L62 117V118H60ZM155 116H156V114H155ZM17 117V118H16ZM19 117H20V119H19ZM161 117H162V114H161ZM161 117L159 118L160 120H161V122L163 123V122H165L166 121V119H165V117L163 116V118L161 119ZM10 118V119H9ZM13 118V119H12ZM41 118H43V119H41ZM151 118H153V120H154V116H151ZM36 119V120H35ZM39 119H41V120H39ZM164 119V120H163ZM4 120V121H3ZM16 120V121H15ZM64 120V121H63ZM160 120H156L155 119V121H154V123H159L160 122ZM163 120V121H162ZM218 119H217V117H214V116H212V117H210V118H208L207 119V121H208V123L209 124H216V122H219V121H217ZM3 121V122H2ZM10 121V122H9ZM35 121H36V123H35ZM38 121V122H37ZM41 121V122H40ZM168 121V120H167ZM178 121H179V119H178ZM178 121H176L175 122V124L178 126V124H180ZM5 122V123H4ZM21 122V123H20ZM174 122V121H173ZM11 123V124H10ZM43 123V124H42ZM62 123V124H61ZM157 123V124H158ZM225 123V122H224ZM66 124H67V126H66ZM164 124V123H163ZM217 124H219V123H217ZM216 124V125H217ZM262 124H263V127L261 128V126H258L259 127V130L257 129V131L255 130V128H254V130L253 131H255V132H257V133H259V131L260 132H262L263 131V133H261L262 135L264 134V120L262 121ZM17 125V126H16ZM64 125V126H63ZM228 125V124H227ZM2 126V127H1ZM5 126H6V128H5ZM34 128H33V127ZM162 126V125H161ZM31 127V128H30ZM64 127V128H63ZM68 127V128H67ZM74 127H75V129H74ZM67 128V129H66ZM162 128H163V126H162ZM261 128V129H260ZM8 129V130H7ZM72 130V132H71V130ZM3 130V131H2ZM5 130H6V132H5ZM70 131V132H67V131ZM262 130V131H261ZM250 131V130H249ZM33 132V133H32ZM3 133H6V134H9V136L7 137V145L5 144H3L2 142H3V140H4V135H3ZM12 133V134H11ZM71 134V136L73 137H71L70 136V134ZM74 133L76 134V135H74ZM197 133L199 134V133H202L201 135L203 136V132L202 131H197ZM11 134V135H10ZM68 136H70V137H68ZM242 134H240V135H238V136H234V137H232V138H234L235 140H239L238 142H244V141H247L246 139H247V137H245L246 135H242ZM75 136V137H74ZM241 136V137H240ZM3 137V138H2ZM17 137V138H16ZM236 137H237V139H236ZM243 137H245V138H243ZM264 137V136H263ZM69 138H71V139H69ZM224 138V139H223ZM232 138H229V139H231L232 140ZM239 138H241V139H239ZM38 141H37V140ZM50 141H49V140ZM212 139V140H211ZM226 139H228V137L227 136H225V137H222V136H216V137H212V138H209L208 140H204V141H202V144L203 145H201L200 147H211L210 145H207V144H211V145H213V147L212 148H214V146H219L220 147V149H219V147H215V149H217V150H219V151H221V149H222V153L223 154H228V153H226V149L223 147H221V144H222V141H224V140H226ZM233 139V140H234ZM242 139H244L243 141H242ZM135 140V141H134ZM211 140V141H210ZM249 140V139H248ZM2 141V142H1ZM49 141V142H48ZM53 141V142H52ZM48 142V143H47ZM51 142V143H50ZM208 142V143H207ZM219 142H221V143H219ZM46 143H47V145H46ZM216 143V144H215ZM38 144V145H37ZM220 144V145H219ZM1 145H3L2 146V149L3 150H5V152H3V150L1 149ZM47 146V154H44V151H45V147ZM141 145V146H140ZM91 146V147H90ZM108 146V147H107ZM110 146V147H109ZM84 147H85V149H84ZM94 147V148H93ZM50 148V149H49ZM76 148V149H75ZM82 148V150H80ZM92 148V150H90ZM99 148V149H98ZM84 149V150H83ZM90 151H88V150ZM107 149V150H106ZM140 149V150H141ZM62 150V151H63ZM67 150V151H66ZM202 150H204V148L202 149ZM226 150V151H225ZM88 151V152H87ZM95 151V152H94ZM28 152V153H27ZM46 152V151H45ZM68 152V153H67ZM85 154H84V153ZM93 152V153H92ZM113 152H114V154H113ZM119 152V153H118ZM202 152V151H201ZM204 152V151H203ZM115 153H116V155H115ZM64 154V155H65ZM121 154V155H120ZM3 155V156H2ZM29 155V156H28ZM48 155H50V156H48ZM83 155V156H82ZM114 155V156H113ZM263 155H264V151H263ZM24 156H25V158H24ZM33 156V157H32ZM46 156V157H45ZM118 156V157H117ZM127 156H128V154H127ZM56 159H55V158ZM78 157H80V158H78ZM99 157V158H98ZM42 158V159H41ZM72 158H74V159H72ZM103 158V159H102ZM115 160H114V159ZM24 159V160H23ZM80 159V160H79ZM117 159H118V164H117ZM124 159H126V160H124ZM27 160V161H26ZM31 160V161H30ZM50 160L52 161V162H50ZM128 160V161H127ZM25 161V165H23V162ZM58 161H59V159H58ZM16 163V164H15ZM28 163V164H27ZM34 163V164H33ZM43 163H45V164H43ZM50 163V164H49ZM90 163L92 164V165H90ZM115 163V164H114ZM122 163V164H121ZM126 163V164H125ZM6 164H8V165H6ZM52 164V165H51ZM90 165L91 167H93V168H91L90 169V166L88 167L87 165ZM100 164V163H99ZM25 166V167H22V166ZM123 165V166H122ZM127 165V166H126ZM34 166V167H33ZM49 166V167H48ZM99 166V165H98ZM115 166V167H114ZM36 167V168H35ZM53 167V168H52ZM56 167H58V169L57 170H54V168H56ZM23 168V169H22ZM35 168V169H34ZM86 169V172H85V169ZM131 168V169H130ZM89 169V170H88ZM99 169V170H98ZM56 171V172H55ZM68 171V172H67ZM78 171H80V172H78ZM131 171V172H130ZM100 172V173H99ZM102 172V173H101ZM38 173H40V174H38ZM25 174V175H24ZM51 174V176H49ZM80 174V175H79ZM81 174H83V175H81ZM86 174V175H85ZM112 174V175H111ZM4 175V176H3ZM3 176V177H2ZM57 180V179H59L58 181H56L53 177ZM55 176H57V177H55ZM7 178L9 179V180H7ZM54 179V181H53V179ZM93 178V179H92ZM95 178V179H94ZM50 179V180H49ZM62 179H63V181H62ZM90 179V181L92 180L93 182L91 183L90 181H88ZM95 180H96V182H98L97 184H96V186H95V184H94V182H95ZM46 181H50L51 183L49 184V185H47V183H45ZM59 182V183H58ZM63 182V183H62ZM102 182V183H101ZM15 185H14V184ZM61 184V185H60ZM99 184V185H98ZM5 185V186H4ZM13 185V186H12ZM16 185V186H17ZM82 185V186H81ZM98 185V186H97ZM92 186V187H91ZM103 186V187H102ZM81 188V189H80ZM91 188V189H90ZM1 189V188H0ZM44 189V190H43ZM120 189H122V188H120ZM36 190V191H37ZM86 190V191H85ZM92 190V191H91ZM38 192V193H39ZM79 192V193H78ZM81 193V194H80ZM85 193V194H84ZM98 194V195H97ZM54 195V196H53ZM86 195V196H85ZM115 194H112V195H110V199H109V201L111 202V197H113ZM65 196H66V198H65ZM87 196H89V198L88 199H86V197ZM49 197H51V199H50V201L48 202V203H44L43 202V204H45L44 205V208H43V210H42V208H40V204L38 203V201H40V200H42V199H48ZM54 197V198H53ZM65 199H64V198ZM74 198H75V200H74ZM234 198V199H233ZM232 199H231V203L229 204V207H230V205H231V207L230 208H228V209H230V210H228V213H227V215L226 216H229L231 213V211L232 212H234V206H235V204H236V202H242V203H245L246 205H247V207H249L248 209L252 212V214H253V216H252V218L254 219L256 216V214L258 213V212H260V217H261V219H260V221L261 222H263L264 221V190H260L259 192H257V193H254V194H247V193H242V194H240V195H235V197H233ZM238 199H239V201H238ZM59 200L61 201V200H65V201H62V202H59ZM45 201V200H44ZM52 201V202H51ZM108 201V202H109ZM76 202H78V203H76ZM92 202H93V204H92ZM233 202V203H232ZM7 203V204H6ZM61 205H60V204ZM70 203H71V205H70ZM91 203V204H90ZM248 203V204H247ZM5 204V205H4ZM10 204V205H9ZM47 204V205H46ZM99 204V205H98ZM37 205V206H36ZM60 205V206H59ZM70 205V206H69ZM8 206H10L9 208H8ZM15 206V207H14ZM17 206H19V208H20V210L17 208ZM72 206H73V208H72ZM38 207V208H37ZM71 207V208H70ZM5 208V209H4ZM7 208V209H6ZM87 208V209H86ZM233 208V209H232ZM17 209H18V211H17ZM68 210V211H66V210ZM71 211H70V210ZM85 211H84V210ZM261 209V210H260ZM8 210H7V212H8ZM11 210H9V212L11 213ZM60 210H62V211H60ZM63 210H64V213L66 212V216L63 214ZM26 211V212H25ZM42 211V212H41ZM78 211V213H76V212ZM230 211V212H229ZM24 212V213H23ZM40 212L42 213V214H40ZM55 212H58V213H55ZM72 212V213H71ZM61 213V214H60ZM12 214V213H11ZM24 214V215H23ZM59 214V215H58ZM63 214V215H62ZM69 214V215H68ZM71 214V215H70ZM21 215V216H20ZM60 215H62V219H61V216ZM23 216V217H22ZM64 216V217H63ZM72 216V217H71ZM38 217H40V218H38ZM57 217H59L58 219H57ZM66 217V218H65ZM22 218V219H21ZM24 218V219H23ZM29 218V219H28ZM37 218H38V221H37ZM28 219V220H27ZM40 219V220H39ZM43 220H44V217L42 218ZM67 219V220H66ZM29 220H31L30 222L31 223H33V224H31L30 222H29ZM60 220V221H59ZM59 223H58V222ZM79 221V222H78ZM10 222V221H9ZM8 222V224H12L11 222L9 223ZM27 222H29V224H30V226H28L29 224L27 223ZM46 223L48 222V221H45ZM50 222V221H49ZM48 222V223H49ZM25 225H24V224ZM51 223V222H50ZM64 223H65V225H64ZM77 223H78V225H77ZM7 224V226L9 227L10 225H8ZM34 224H35V226H34ZM26 225L28 226V227H26ZM33 225V226H32ZM75 225H77V226H75ZM80 225V226H79ZM68 226V227H67ZM73 226V229L71 230V227ZM11 227V226H10ZM33 227H35V229L33 228ZM77 228H79V229H77ZM23 229V230H22ZM29 229V230H28ZM32 229H34L33 230V232L32 233H34V234H31V231H32ZM29 231V232H28ZM73 232V233H72ZM248 233H246V232H239V240L242 242V241H247V240H251V241H255V243H256V241L257 240H252V239H255V238H253V237H256V236H253L254 234H252L251 232L249 233V231H247ZM10 233V234H9ZM21 234V235H20ZM46 234V236H47V238L45 237V241H46V244L47 243H50L51 242V239L49 238L50 237V235H49V232H47V233H45ZM80 234H82V235H80ZM241 234V235H240ZM36 235V236H35ZM247 235V236H246ZM250 235V236H249ZM242 236H245V237H243L242 238ZM248 237V238H247ZM252 237V238H251ZM42 238H44V237H42ZM82 238H85V240L84 239H82ZM241 238V239H240ZM247 238V239H246ZM48 239V240H47ZM50 239V240H49ZM9 242V243H10ZM252 242V243H253ZM246 243V242H245ZM244 242H243V244H245ZM255 243H253L252 245H254ZM259 243V245H261V243L260 242H258ZM45 244V243H44ZM257 244V243H256ZM53 247V248H52ZM52 247H51V250L49 249V250H42V252L40 253V255H37V254H35V255H32V257H30L29 258V262L31 263V261H32V263L33 264H53L52 263V259H50V257L54 254V252H55V246L54 245H52ZM80 247H83V245H80ZM52 249H54V250H52ZM177 249V251H178V248H175L174 249V251L173 252H175V250ZM193 249H196V248H188V249H186L185 251H182V252H180V253H178V254H176V255H171L170 257H168V259H170V260H168L170 263H168V261H167V264H197V263H199V258H200V252L198 251V252H196L197 250H198V248H197V250L196 251H194V252H196V258L195 259H189V256H188V253L192 250L193 251ZM188 250V251H187ZM49 251V252H48ZM181 251V250H180ZM34 257V258H33ZM40 257H41V259H40ZM53 257V256H52ZM51 257V258H52ZM35 258H36V261H35ZM39 258V260H37ZM178 259H181V261L180 260H178ZM41 260V261H40ZM172 260V261H171ZM197 260V261H196ZM172 262V263H171Z\"/></svg>",
	"mask_w": 264,
	"mask_h": 264
},
{
	"label": "flooded vegetation",
	"instance_id": "af4514ba",
	"mask_svg": "<svg viewBox=\"0 0 264 264\" xmlns=\"http://www.w3.org/2000/svg\"><path fill=\"white\" fill-rule=\"evenodd\" d=\"M187 7V6H186ZM261 26V25H260ZM262 27V26H261ZM261 31V33H263L264 32V30H259V32ZM127 154V153H126ZM130 165V164H132V162L130 161V163L129 162H127V165ZM138 184V183H137ZM140 184H138V186H139ZM134 191V192H133ZM140 194L141 192H139V190L136 188V189H133V190H130V195H135V197L133 196V200L135 201V199L137 198L138 199V201L139 200H141L142 199V197H143V195L142 194H138L137 192ZM122 192H123V190H121V191H119V192H117V194H115L113 197H111V203L113 204L117 199H119L120 197H121V194H122ZM135 192L139 195H137V194H135ZM139 198H138V197ZM141 196V197H140ZM115 197V198H114ZM116 197H117V199H116ZM89 198V196H87L86 197V199H88ZM132 198V197H131ZM135 198V199H134ZM137 199H136V201H137ZM113 201V202H112ZM54 213V211H52V212H50V213H47L44 217L45 218H47V219H42V220H40L41 221V224H40V221L38 222V224H40V225H38L40 228L42 227V231L41 230H39V232H41V233H39V234H41V236H43V234L44 233H47V232H49V235L51 236V237H53L54 236V234H56L57 232H58V230L60 229V228H56V226H55V223L53 222V220H52V222H51V217H52V214ZM56 213V212H55ZM58 213V212H57ZM54 217V216H53ZM53 217H52V219H53ZM50 220V222L48 223H46L45 221H49ZM44 224H43V223ZM53 223V224H52ZM43 224V225H42ZM53 225V226H52ZM50 226V227H49ZM52 226V227H51ZM55 226V227H54ZM54 227V228H53ZM61 227H63V226H61ZM73 227V226H72ZM71 227V230L73 229ZM39 228V229H40ZM49 228V229H48ZM51 228V229H50ZM48 229V230H47ZM57 229V230H56ZM43 230H44V233H43ZM56 231V233H54ZM60 231H61V229H60ZM61 232H63V233H67V234H69L70 232H65V231H61ZM50 238V237H49ZM41 239H43L42 237H40V240ZM39 244H42L41 242L39 243ZM47 248H46V247ZM49 246H51L52 247V245L51 244H49V243H47V245L46 244H44V246H43V248H44V250H48L49 248L51 249V247H49ZM178 253H180V251L178 250L177 252L175 251V255L176 254H178ZM54 264H56L55 263V261H54Z\"/></svg>",
	"mask_w": 264,
	"mask_h": 264
}]
</instances>
